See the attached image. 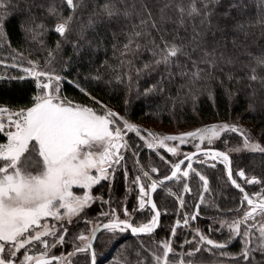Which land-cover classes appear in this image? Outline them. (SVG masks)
Segmentation results:
<instances>
[{
    "label": "trees",
    "instance_id": "16d2710c",
    "mask_svg": "<svg viewBox=\"0 0 264 264\" xmlns=\"http://www.w3.org/2000/svg\"><path fill=\"white\" fill-rule=\"evenodd\" d=\"M29 2L39 6L33 7L30 12L13 7L7 10L6 36L0 46V78H4L0 80V107L26 109L34 105L35 97L39 94L37 82L23 71L32 68L29 61H34L40 71L61 77L59 95L66 101L95 107L100 106L97 101L104 103L140 131V135H137L135 131L125 130L133 152L128 147L121 149L124 160L122 167L117 168L115 178L102 181L93 188V194L102 199H97L71 224L64 223L68 229L65 243L51 249L49 257L73 253L78 245L83 246L84 241L77 237L80 234L90 237L93 223L97 225L110 221L113 209L121 219H126L124 208L133 210L137 206L138 187L131 183L132 180L137 175L142 176L144 170L150 172L152 167L159 170V176L150 172L153 179L170 174V164L160 155L167 161L175 162L183 159V153L195 151L191 142L178 148L181 153L178 156L170 155L162 148L153 151L147 148L141 136L149 140L148 133L164 136L160 129L166 127L171 128L172 135L179 136L202 127L225 123L236 125L245 135L264 146V83H261L264 65L257 63V58L264 57V24L259 23L264 20V0H236L243 7L232 9L233 19L229 23L243 24L244 31H229L223 44H202L195 50L193 44L197 34L206 35L210 27L215 28L218 23H223L219 17H214L208 24H202L200 17H186L183 27L166 25L168 33L175 32L176 43L183 42L185 54L167 68L161 65L152 69L144 68L153 60L147 38L140 39L138 53H122L130 33L140 24V16L136 13L147 4L154 16L158 17L159 9L166 0H85V6L76 11L65 37L53 30L56 24L71 14L65 0ZM190 2L172 0L173 4H182L186 8ZM232 2L220 0V4L215 6L217 12H223ZM14 3L22 5L23 0H14ZM106 3H111L121 13L127 7L133 14L129 17L120 15L111 21L103 16H93ZM49 8L55 9V12L50 13ZM3 12L0 10V13ZM166 12L173 18L177 15L174 7L166 9ZM219 36L218 33L217 38ZM151 38L158 40L159 33L153 31ZM192 60L197 61L198 67H193ZM13 64L17 67H12ZM253 70L261 79H250ZM197 71L199 78H194L192 73ZM120 126L123 127V121ZM148 126L154 129H147ZM0 142H6L3 134H0ZM166 143L174 145V142ZM242 145L243 137L239 133L228 132L213 144L212 149L230 157L233 177L246 192L253 195L264 189V183L249 185L236 173L243 169L248 177L254 176L264 181V153L233 150ZM197 159L194 169L206 176L210 190L204 194V203L200 204L197 219L190 221L187 227H178L175 237L170 236V229L177 220H182L185 213L193 214L203 189L202 181L194 173H190L187 181H167L164 187L171 193L159 188L153 194L157 207L165 213L156 231L151 236H133L130 231L115 234L102 231L94 245L97 264H154L147 249L160 254L162 249L158 245L167 240H171L175 250L169 260L178 262L182 249L181 259L186 262L191 260L193 264H245L242 258L236 259L243 247L239 239L225 249H212L211 252L203 250L208 245L197 244L199 237L195 234L196 229L210 239L222 241L227 232L209 231V227L219 228L223 221L242 217L248 207L242 199L243 194L228 179L224 163L210 160L216 165L210 167L208 162L200 163ZM144 182L148 183L146 179ZM185 182L192 189L191 194L183 193L182 185ZM181 195L185 201L183 208L177 198ZM102 212L108 215H101ZM151 215L148 209L132 213L135 223L147 222ZM186 237L192 243L183 246ZM197 246L202 248L200 253L194 257L185 255ZM221 252L227 255H220ZM253 255L255 259L251 264H264V256L258 252ZM65 257L71 264H91L90 251Z\"/></svg>",
    "mask_w": 264,
    "mask_h": 264
},
{
    "label": "snow or ice",
    "instance_id": "6c2138e0",
    "mask_svg": "<svg viewBox=\"0 0 264 264\" xmlns=\"http://www.w3.org/2000/svg\"><path fill=\"white\" fill-rule=\"evenodd\" d=\"M65 3L71 10V14L65 17L63 22L56 24L53 29L61 37H65L76 11L85 6V0H65ZM219 4L220 0H191L186 8L182 4H173L172 0H166L163 7L159 9L158 17L154 16L147 4H144L141 11L136 13L140 16V24L130 33L122 54L138 53L141 48L140 39L147 38L151 45L153 60L150 64L144 65L145 69L161 65L167 68L175 64L179 57L185 54L183 42L176 43L175 32L168 33L165 26L171 24L175 28L183 27L186 17H200L202 24L210 23L214 17L223 20V23H218L215 28L210 27L206 35L197 34L193 38L194 50L200 48L202 44L213 46L223 44L229 31H244L243 24L229 23L233 19L232 9L242 8L243 5L233 0L223 12H217L215 6ZM37 6L39 5L29 0H23L22 5H17L14 0H0V10H4L0 13V46L3 45L6 36L7 10L13 7L18 8L19 11L30 12ZM173 7L177 12L175 18L166 12V9ZM49 12H55V9L49 8ZM132 14L127 7L121 13L114 5L106 3L93 13V16H103L111 21L114 17L120 15L129 17ZM259 23L264 24V20ZM153 31L159 33L158 40L151 38ZM218 33L219 38H217ZM29 63L33 67L25 68L23 71L29 76L36 77L37 87L41 90L35 97L34 105L18 111L0 107V134L6 137V142H0V264H54V262L55 264H71L64 258L65 256L88 251L91 255V264H96V252L92 240L95 239L96 231L101 228L100 224L93 228L91 237L84 234L77 237L85 243L83 246L78 245L73 253L50 257L48 253L57 245L63 246L65 243L68 229L64 222L71 224L75 217L80 216L97 199H102L93 194V187L102 181L113 180L117 168L122 167L124 155L121 149L128 147L124 141V130L135 131L137 135H140V131L118 113L106 109V106L101 105L105 107L104 114H97L93 108L73 105L72 102L66 101L59 95L61 77L36 70L34 61ZM257 63L264 65V57L257 58ZM192 65L198 67L197 61L192 60ZM213 66H215L214 62ZM12 67L17 65L13 64ZM192 75L194 78H199L200 73L197 71ZM41 77L43 79H40ZM21 78L8 77L7 79ZM2 79L4 78H0ZM250 79L256 81L261 78L253 70ZM261 83H264V79H261ZM121 121H123V127L120 126ZM227 132L239 133L243 137L244 150L264 153V146L253 141L236 125L230 124L197 129L179 136H156L148 133L150 140L141 136L148 149L155 151L162 148L173 156L181 155V153L177 146H169L166 142L179 141L180 145L190 141H199V143L195 144V152L183 153V159L175 162L167 161L158 152L160 158L170 164L172 169L170 174L158 180L153 179L150 172L159 176V170L152 167L150 172L144 170L142 176L137 175L131 182L138 187L137 206L133 210L124 208L126 219H121L113 209L111 220L103 223L102 228L113 234L130 231L133 236H151L160 226L162 214H165L157 207L151 194L157 191L158 186H164L167 181L179 182L181 179L187 181L190 173H194L202 181L203 190L193 214L185 213L183 219L177 220L170 229V236L175 237L178 227H187L190 221L197 219L200 215V204L204 203V194L210 191L206 176L193 168V161L197 157H203L198 162L219 160L224 163L228 170V179L243 194L242 199L247 202L248 210L242 217L221 222L219 228L209 227V231L225 230L227 232V236L222 241L210 239L196 229L195 234L199 237L197 244L208 245L209 247L203 250L211 252L212 249H225L239 239L243 242V247L240 256L236 259L242 258L245 264H251V261L255 259L254 253L258 252L264 256V189L250 195L233 177L230 158L226 153L201 147L205 142L211 145L214 140ZM233 150L240 151L241 148ZM134 155L138 156V153L134 152ZM209 166L216 165L213 163ZM124 176L127 179V170L124 171ZM236 176L249 185L264 183L260 178L248 177L243 169L238 170ZM145 179L148 183L144 182ZM74 187L83 189V194L73 192ZM182 190L183 193L191 194L192 192L187 182L183 183ZM177 198L180 207L183 208L185 204L183 196ZM103 202L108 203V201ZM146 209L152 213L148 221L135 223L133 211ZM101 215H108V213L102 212ZM258 216L262 219L258 220ZM49 220L57 223L50 224ZM186 243H192V241L188 240ZM158 247L162 249L160 254L147 249L153 257L154 264H193L191 260L187 262L183 259L178 262L169 260L170 254H174L175 251L171 240L161 242ZM201 251L202 248L197 246L188 250L185 255L194 257ZM220 255H227V253L221 252Z\"/></svg>",
    "mask_w": 264,
    "mask_h": 264
},
{
    "label": "rangeland",
    "instance_id": "374dc122",
    "mask_svg": "<svg viewBox=\"0 0 264 264\" xmlns=\"http://www.w3.org/2000/svg\"><path fill=\"white\" fill-rule=\"evenodd\" d=\"M36 70H38V71H40L39 69H37L36 68ZM30 77H32V78H34L35 80H36V77H34V76H30ZM40 79H43V77H41ZM37 82V81H36ZM39 89V88H38ZM38 92H39V94H40V92H41V90L39 89L38 90ZM38 94V95H39ZM99 105L100 106H98V107H95V106H93V107H90V106H83V107H90V108H93L96 112H97V114H104V111H103V109H105V107H101V105H103V106H106L104 103H101V102H99ZM107 107V106H106ZM109 108V107H108ZM114 112H116V113H118L116 110L114 111ZM119 114V113H118ZM221 124H225V123H219V124H215V125H221ZM214 126V125H213ZM210 127H212V126H210ZM202 128H207V127H202ZM202 128H200V129H202ZM147 129H154L152 126H148L147 127ZM126 130V129H125ZM124 130V140H125V138L127 139V136H126V131ZM159 130V129H158ZM160 131H162V132H164V136H166V135H172L173 134V131L171 130V128H169V127H166V128H164V129H160ZM228 133V132H227ZM223 134H225V133H223ZM222 134V135H223ZM221 135V136H222ZM218 139H216V140H214V142L211 144V145H208L207 144V142H205V144L204 145H202L201 147L203 148L204 146H205V148H213L212 146H213V144L217 141ZM126 141H128V139L126 140ZM169 142H171V143H173L172 141H169ZM191 143H193V145H194V147H195V144L196 143H199V141H190ZM128 144H129V141H128ZM130 146V145H129ZM171 146H177L178 148L181 146L180 144H179V141H175L174 142V145H171ZM129 148V147H128ZM241 148V152H245V151H247V150H244L243 148H242V146L240 147ZM130 149V148H129ZM195 150H196V148H195ZM130 151L131 152H133V150L132 149H130ZM239 152V151H238ZM170 154V153H169ZM171 155V154H170ZM213 161H218V160H213ZM208 163H209V165H211L212 163L210 162V160H208L207 161ZM242 180V179H241ZM244 181V180H243ZM209 182V181H208ZM208 185H209V183H208ZM95 187V186H94ZM93 187V188H94ZM75 189H80V188H76V187H74L73 188V192H75V193H77V194H83V189H82V191H80V190H75ZM92 192H93V189H92ZM246 210H248V207H247V209ZM61 211H63V210H61ZM75 218H77V217H75ZM74 218V219H75ZM235 218H239V217H234L233 219H235ZM73 219V220H74ZM257 219L259 220V219H262L261 217H257ZM230 220H232V218L230 219ZM49 223L50 224H53V223H57L56 221H51V220H49ZM64 223H67L66 221L64 222ZM190 224V223H189ZM96 226V224H94L93 223V228ZM189 226V225H188ZM92 228V229H93ZM189 228V227H188ZM186 241H187V237L185 238V240L183 241V243H182V245L184 246L185 245V243H186ZM85 243V242H84ZM182 253H183V250L181 249V251H180V253H179V260L181 259V255H182ZM49 254V253H48ZM70 257V256H69ZM69 257H68V259H69ZM64 258H66V257H64Z\"/></svg>",
    "mask_w": 264,
    "mask_h": 264
},
{
    "label": "water",
    "instance_id": "95a60500",
    "mask_svg": "<svg viewBox=\"0 0 264 264\" xmlns=\"http://www.w3.org/2000/svg\"><path fill=\"white\" fill-rule=\"evenodd\" d=\"M181 135H183V134H181ZM212 149V148H211ZM212 150H214V151H219V150H217V149H212ZM193 152H195V151H193ZM193 152H191V153H193ZM230 158V157H229ZM182 167H184V166H182ZM230 167H231V170H232V166H231V159H230ZM228 172V171H227ZM233 172V171H232ZM159 187V186H158ZM158 189V188H157ZM237 189V188H236ZM238 190V189H237ZM239 191V190H238ZM153 194L154 193H152L151 195H152V198H153ZM153 200H154V198H153ZM107 222H109V221H107ZM104 223H106V222H104ZM103 224V223H102ZM102 224H100L101 225V228L98 230V231H96V233H95V239L94 240H92V243H93V247H94V245H95V241H96V238H97V236L102 232V231H104V229L102 228ZM92 235V234H91ZM142 236V235H141ZM91 237V236H90ZM95 249V248H94ZM96 264H97V257H96Z\"/></svg>",
    "mask_w": 264,
    "mask_h": 264
},
{
    "label": "built area",
    "instance_id": "2783aa9c",
    "mask_svg": "<svg viewBox=\"0 0 264 264\" xmlns=\"http://www.w3.org/2000/svg\"><path fill=\"white\" fill-rule=\"evenodd\" d=\"M9 109L12 110V111H18V110H20V109H16V108H9ZM106 109H110L112 111H115L114 109H111V108H108V107H106ZM103 111L105 112V109H103ZM125 141H126V138H125ZM126 143H127V141H126Z\"/></svg>",
    "mask_w": 264,
    "mask_h": 264
},
{
    "label": "crops",
    "instance_id": "0c3cea01",
    "mask_svg": "<svg viewBox=\"0 0 264 264\" xmlns=\"http://www.w3.org/2000/svg\"><path fill=\"white\" fill-rule=\"evenodd\" d=\"M73 105H80V104H74V103H72ZM80 106H83V105H80ZM32 107V106H31Z\"/></svg>",
    "mask_w": 264,
    "mask_h": 264
}]
</instances>
